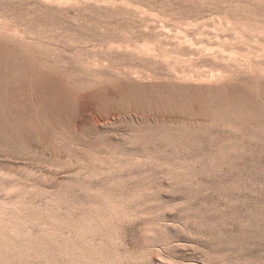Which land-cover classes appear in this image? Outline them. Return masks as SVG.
Masks as SVG:
<instances>
[{"label":"rangeland","instance_id":"1","mask_svg":"<svg viewBox=\"0 0 264 264\" xmlns=\"http://www.w3.org/2000/svg\"><path fill=\"white\" fill-rule=\"evenodd\" d=\"M0 264H264V0H0Z\"/></svg>","mask_w":264,"mask_h":264}]
</instances>
